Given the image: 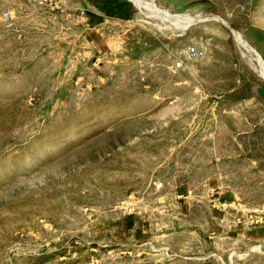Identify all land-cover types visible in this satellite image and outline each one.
I'll return each mask as SVG.
<instances>
[{"label": "rangeland", "instance_id": "rangeland-1", "mask_svg": "<svg viewBox=\"0 0 264 264\" xmlns=\"http://www.w3.org/2000/svg\"><path fill=\"white\" fill-rule=\"evenodd\" d=\"M0 264H264V0H0Z\"/></svg>", "mask_w": 264, "mask_h": 264}, {"label": "built area", "instance_id": "built-area-1", "mask_svg": "<svg viewBox=\"0 0 264 264\" xmlns=\"http://www.w3.org/2000/svg\"><path fill=\"white\" fill-rule=\"evenodd\" d=\"M3 18L5 21H8L10 19L9 13H4ZM201 55H202L201 49L196 45H191L183 51L182 58L177 61L176 66L182 67L184 63L192 62L198 59Z\"/></svg>", "mask_w": 264, "mask_h": 264}, {"label": "water", "instance_id": "water-1", "mask_svg": "<svg viewBox=\"0 0 264 264\" xmlns=\"http://www.w3.org/2000/svg\"><path fill=\"white\" fill-rule=\"evenodd\" d=\"M153 2L155 3V0H153ZM204 20V19H203ZM202 19H196V20H193V21H191L190 22V24L188 25V27L189 26H191V25H193V24H196V23H199V22H201V21H203ZM223 23L225 24V25H227L228 27H230L231 28V26H229V24L227 23V21H225V20H223ZM187 27V28H188ZM186 28V29H187ZM232 29V31L234 32V33H236V31L233 29V28H231Z\"/></svg>", "mask_w": 264, "mask_h": 264}, {"label": "bare ground", "instance_id": "bare-ground-1", "mask_svg": "<svg viewBox=\"0 0 264 264\" xmlns=\"http://www.w3.org/2000/svg\"><path fill=\"white\" fill-rule=\"evenodd\" d=\"M160 12H162V15L163 16H169L170 14L169 13H167V12H163V11H160ZM196 20V19H195ZM206 20V19H205ZM219 20H221L222 22H223V19L222 18H219ZM188 23V25L190 24V22H186V24ZM188 27V26H187Z\"/></svg>", "mask_w": 264, "mask_h": 264}]
</instances>
